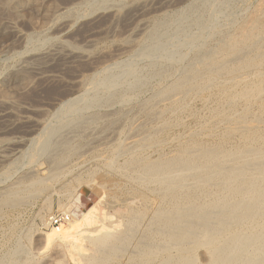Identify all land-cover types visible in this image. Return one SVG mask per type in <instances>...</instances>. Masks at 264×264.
Instances as JSON below:
<instances>
[{
  "label": "bare ground",
  "instance_id": "1",
  "mask_svg": "<svg viewBox=\"0 0 264 264\" xmlns=\"http://www.w3.org/2000/svg\"><path fill=\"white\" fill-rule=\"evenodd\" d=\"M158 1L171 5L174 0ZM44 2L0 0L1 11L19 15L30 9L42 21L32 22V13V19L24 14L36 32L16 34L31 49L13 53L17 62L6 73L12 87L0 84V124L19 110L14 92L33 87L27 71L38 72L46 61L71 66L107 57L58 37L42 36L43 41L30 45L33 35L68 29L81 17L79 8L62 11ZM85 2L90 13L84 19L107 13L112 25L146 6L143 0ZM199 2L175 15L158 13L153 22L144 23L148 27L137 40L114 41L117 50H133L138 61L146 62L144 75L140 77L139 67L130 62L125 69L118 66L119 77L105 67L77 82L82 94L59 101L52 122L45 123L31 149L19 157L26 173L12 171L16 163L8 166L1 176L4 182L16 179L0 189V219L5 210L43 197L37 217L40 226L50 229L36 235L35 252L18 242L0 257V264H65L67 258L73 264H264V4L254 8L251 18L236 20L233 29H225L224 38L218 37L210 47L221 35L210 27L217 26L223 3ZM186 26L196 32L172 42L174 33H183ZM183 46L191 48V58L181 53ZM47 76L40 78L55 80ZM167 78L164 84L157 81L159 86L148 98L135 102L149 80ZM133 101L138 104L131 108ZM195 102L201 103L206 117L198 119V129L185 137L176 134L181 114L197 115L191 107ZM112 103L119 106L113 109ZM27 117L13 126L30 127ZM112 126H118L114 145L108 139L113 132L107 134ZM92 127L100 129L93 133L94 141H108L91 147L93 141L88 144L85 133ZM7 140L14 151L22 143ZM70 182L76 184L73 189L79 187L81 206L60 203L61 220L54 224L52 193L61 190L62 198L72 197ZM110 201L114 205L103 209Z\"/></svg>",
  "mask_w": 264,
  "mask_h": 264
},
{
  "label": "rangeland",
  "instance_id": "2",
  "mask_svg": "<svg viewBox=\"0 0 264 264\" xmlns=\"http://www.w3.org/2000/svg\"><path fill=\"white\" fill-rule=\"evenodd\" d=\"M44 1L45 2L47 1L46 4L44 2V5L46 7H51L53 9H59V10H62V11H65L67 9H72V8H77V9L79 8V10L81 12V15H80L81 17L78 18V20H76L74 24L71 23L68 29H65V30L61 29V30H58V31L56 30L57 32L54 30L52 33L51 32L46 33L47 36H46V34L42 35L43 33L42 34L40 33V34L33 35L32 44H30V45H34L36 43L39 44L40 41H43L42 39H45L42 36H44L46 38L49 37V39L50 38H54V37H58V38H61V39L65 40V41H68L69 43L72 42L71 44L74 43L75 45H77L78 47H81L82 49H84L86 51H91L93 53H95L94 51H96L95 54H97L98 52H102L103 54H106L108 58L104 57V55H102L103 57L102 56H100V57L97 56V57H95V60H93L92 62H89V61L88 62H85V61L76 62L74 65H71V66L66 65L62 61H55V62L46 61V62H44L43 68H40V70L38 72H34V73L30 72V71L26 72V74L29 76L28 77L25 74L26 78L28 77L29 82L32 84L33 87L29 88L28 90H26V93H24L25 91L18 90V89L16 90V92H14L13 98L15 99L14 101L16 103H18V105L20 104L19 107H18L19 110H18V112L14 111V114L10 116L11 118L8 117V116L5 117L1 121V124H0V139L3 142L6 139H8L7 140L8 142L9 141L20 142V143L22 142L21 143L22 146L20 145L17 148L18 150L15 149V151H14V148H12L11 146H8L5 142H4V144H3V142H0L1 143L0 144V171H1L0 172V189L1 188L4 189L5 185H8L10 182L15 181V179H16V178H14L15 176H13L12 177L13 179L12 178L10 179L11 181L8 180V182H6V181L4 182V180H3V178L1 176L5 172V170L10 169L8 166L11 167L14 163H16V164H18V166L16 167L17 169L14 168V170H12V171H16L17 174L22 173L23 171H25V172L22 173V175L26 173L27 168L24 167L23 165H21V163L23 164V162L20 161L22 153L24 154L25 152H28L31 149L32 144H33V139H35L37 136L42 134L41 132H43L42 129H44L43 126H45V123H49L48 120L50 122H52L51 121V119H52L51 116L58 109L59 101H61V100L64 101V100H67L69 98L70 99L76 98L77 96H80V94H82L81 93L82 92V87L80 85H78L77 82H80L82 79H84V81L88 80L90 77H92L93 73L95 74V72H98L100 69H103L105 67L110 68V71L112 72V74H113L112 76L114 78H115V76L119 77L118 75L121 76V73H120L119 70L123 69L122 68L123 66H124V69H125L127 67L126 66L127 64H128V66H130L129 65L130 62L131 63L134 62L135 65L139 67V71L141 72L140 73V77H142L144 75V71H145L144 67H146V62L144 64L142 60L138 61L137 59H140V57L138 56V58H136L138 54L132 52L133 50L130 51V49H127L128 53L126 52V50H117L115 48L114 43H113L114 41H117L119 39L120 40L121 39H127V38L129 40H137L142 35L143 30L148 27V25L147 24L145 25L144 23H149L150 24L151 22H153L155 17H156V15L158 13L160 14V12L171 14V15H175L178 12H180V10H184V7H187V5H189L190 3H193V2H199V1H200L199 3L207 2V3H210V5H215L218 2H220V3L222 2L223 4H222V6H220L221 9H218V12H217L218 13L217 14V21H216V24H215L217 26L213 25L214 26V27L212 26L213 28L210 27V31H214V30L215 31H219L220 30V33H221V35L217 36L216 38H213L212 41L208 44L210 47H212L215 43H217L216 40H217L218 37H219L218 39H221V37L224 38L223 35H225L226 32H230L233 29V26L238 22L236 20L240 21L242 19L251 18L253 16V15L251 16V14H254L253 13L254 8H258V7H260L261 5L264 4V0H255V1L254 0H230V1L229 0H225V2H224V0H220V1L219 0H215V1L214 0H208V1L207 0H197V1L196 0H185V1L184 0L183 1L182 0H174L171 5H163L162 3H159L158 0H153V1L152 0H143V1H146V6L142 10H138L136 12H132V13H130L129 17H125L124 19H121L118 22H116L115 23L116 25L115 24L112 25L111 22H110V18H108V14L107 13H105L104 15H101V16L96 15V17H95L96 19L94 17L90 18L88 20L84 19L90 13V11L88 10L89 9L88 5L85 2L86 0H72V1L71 0H44ZM47 5H49V6H47ZM28 8H30V7H28ZM5 10L4 9L2 11L0 10V69H1L0 72L3 73L2 75H0V84H1V82H2V84L4 82L3 85H4L5 88H7L9 86V84L7 82V74L6 73L11 68H13L15 66V64H16L15 62H17V59L14 58V54L13 53H15V52L24 53V52H28L31 49L30 46H28V45L25 46V44L20 40V38L17 37L16 34L17 33H21V34H30V33L31 34H35L36 31H33V28L31 29V24H29V21H28V18L31 17L30 12L34 16L32 22H36V21L38 22L39 21V24H40L42 21H40L41 20L40 16H38L36 13L34 14L35 11L32 12L30 9H26V10H28V11H26V13H28L30 11L28 14H25V12H21L19 15H17L16 13H14V12H12L10 10H7V11H5ZM87 10H88V12H87ZM219 10H221V11H219ZM10 12H11V14H10ZM24 14L26 16H29V17L26 18V16ZM223 15H225V16H223ZM17 16L20 17V19ZM21 16H22V20H21ZM32 17H31V19H32ZM230 20H231V22H229ZM108 21L110 22V25L112 27H109L110 25H109ZM6 25H7V27H6ZM228 25L229 26L231 25V26L229 27ZM138 27H140V28L138 29ZM186 27H189V28H185L184 27L185 30H181L180 31V32L183 31V33H179V32L178 33H174L176 35L180 34V36H176V35L170 33L168 35V37H173V35H174V37L171 38V40H172V42H177V41H179L180 38L184 40V37H182L184 33H186V34H184V36L185 35L189 36L194 31L196 32V29L194 27H191V26H186ZM108 28L111 29V30H109ZM186 29H188V30L190 29L189 30L190 32H188V30H186ZM228 29H229V31H228ZM136 31H138V32H136ZM119 35H120V37H119ZM114 37H115V40L113 39ZM129 37H131V39ZM91 45H94V46H91ZM89 47H90V49H89ZM167 47H170V46L168 45ZM186 47H184V50L182 48L179 49V50L181 51V53L183 55L185 53L184 57H186V55H187V58H191L193 52H192L191 48L189 49V47H187L188 48L187 49ZM24 49H26V50H24ZM179 50L177 51V53H180ZM122 51H123V53H122ZM182 51H184V52H182ZM187 51H189V52L187 53ZM98 54H100V53H98ZM180 54H177V56L181 58L183 55L181 56ZM134 55H135V58H134ZM13 58H14V60H12ZM5 59H7V61ZM123 59H125V60H123ZM116 61H117L118 65L115 64ZM60 64L62 66L58 68L57 66H60ZM112 64H113V66H115L114 67V68H116L115 70H114V68H112L113 67ZM143 65H144V67H143ZM74 66H75V68H74ZM89 66H91V67H89ZM118 66L119 67L122 66V67L119 68V70H117ZM68 67L70 68V70H67V69H69ZM117 71H118V73H117ZM99 72H101V71H99ZM115 72H116V75H115ZM28 73H30V74H28ZM96 74H98V73H96ZM47 75H49L50 77L53 76L55 78V80L52 82L51 80L50 81H44L43 79H41L43 77H46ZM4 76H5V78H4ZM49 76H47V77H49ZM35 77H36V80H35ZM118 79H120V78H118ZM120 80H123V78H121ZM129 80H131V79H129ZM168 80H169L168 78H167V80L166 79H162V80L152 79V80H149L148 83H150V84L147 83L148 86L146 85L147 87L145 86L146 88L144 87V89H143L145 91L147 89V91L142 93V91H143L142 90L139 94L136 93V99L137 98L138 99L137 100L134 99L135 102L137 101L139 103V102H141L142 99L145 100L146 98H148L152 94V92L157 88V86H159V83H158L159 81H160V84H164ZM10 86L12 87V85H10ZM122 86H124V85H122ZM154 86H156V87H154ZM78 87H80V88H78ZM148 88H150V89H148ZM134 95H135V93H134ZM28 101H29V103H28ZM135 102L134 101L131 102L133 104V105L131 104V108L138 104V103H135ZM110 105H111L110 107H112L113 109L117 108V106H119L117 103H115V104L112 103ZM112 105H114V106H112ZM191 107L193 108L195 115L196 114L197 115L196 116H193V115L191 116V115H187V114H181L179 118H180V121L183 124L181 123L179 125V127L175 128L174 131H175L176 134H180L181 133L180 135L185 137V135H183V134L187 135V134H190L189 132H193V131L198 129V127H199V124H198V121H197L198 119L206 117L204 115L205 114V110L201 106L200 102H195V104L194 103L191 104ZM26 109L28 111H26ZM27 116H29V118H30V120L32 122L30 124V127H28L29 125H23V123H20L19 125L13 126L14 122L15 123H18V121L19 122H23L26 118H28ZM33 123L36 124V125H33ZM31 125H32V127H31ZM116 128H118V126H112L110 128V133H107V134H111L113 132L112 133L113 135H110L109 136L110 138L108 137V139H110V141H111L110 144L112 143V145H114L117 142V140H118L117 139L118 138V134L116 135V133L118 132V129H116ZM90 129L89 130L87 129L88 133L87 132L85 133L86 136L88 134V136L86 137V140L88 141V144H90L92 141L95 142V143L92 142L93 144L91 143L90 146L91 145L92 146H96V145L99 146V144H101V142L108 141V139H106V140L104 139V141H101V142H96V140L94 141V139H93L94 138V134L93 133L98 132L100 129H99V127L98 128L92 127ZM92 129H94V130H92ZM28 130H30V131L32 130V132L29 131V133H28ZM28 135H30V136H28ZM90 140H92V141H90ZM115 140H116V142H115ZM30 142H31V144H30ZM6 146H8L7 149H5ZM1 158H3V159L1 160ZM18 161H19V163H17ZM20 166L23 167L22 168L23 170H21ZM18 170H20V171H18ZM13 175H14V173H13ZM19 175H21V174H19ZM60 185H61V183L58 184L56 186V188L57 187L59 188ZM70 185H71V190H73V191H71V193H74L72 195V197L70 196V197H67V198H62V196L59 195V194H62V192H60L61 190H57V191L55 190L56 193L55 192H54L55 194L52 193V196H51V198H52L51 199V202H52V211H51L52 214H51V217H54L55 215H60L61 214L59 212V209L57 208L60 203H68L70 201L69 203L70 204L73 203V204H71L73 206L74 205L81 206L80 204H81L82 195H81L80 192H78L79 191L78 190L79 187H77V190H76V189H73V188H76V184L75 183L72 182ZM3 189H1V190H3ZM73 197H74V200L76 202L72 199ZM43 202H44V198L43 197H38V198H36V199H34L32 201H28L27 202L28 204L25 202V203L21 204L20 206L14 208V209L5 210L4 216L0 219V236H1L0 237V257L3 256V254L6 251L8 252L11 249H13L15 244L18 243V242H20L22 244H25V246H30V249L33 252H35L37 250V247H39V246H38V241L36 240V239H38V236H36V235H42L43 233L46 234V233L49 232V229H50V228H47V227L40 226L42 223H41L40 219L37 217L38 213L41 210V206H42ZM74 202L77 203V204H75ZM112 204L114 205V201H110V204L109 203L105 204L103 209L106 210L109 206H112ZM13 229L14 230L16 229V230L14 231ZM10 231H11V233H10ZM12 231H14V232H12ZM41 232H43V233L40 234ZM9 235H10V237H9ZM28 235H30L32 237L27 242L26 238H27ZM65 264H73V261L69 260V258H67V260L65 261Z\"/></svg>",
  "mask_w": 264,
  "mask_h": 264
},
{
  "label": "built area",
  "instance_id": "3",
  "mask_svg": "<svg viewBox=\"0 0 264 264\" xmlns=\"http://www.w3.org/2000/svg\"><path fill=\"white\" fill-rule=\"evenodd\" d=\"M60 217H61L60 215H55L54 218H53L54 219L53 223L56 224V223L60 222V220H61Z\"/></svg>",
  "mask_w": 264,
  "mask_h": 264
}]
</instances>
